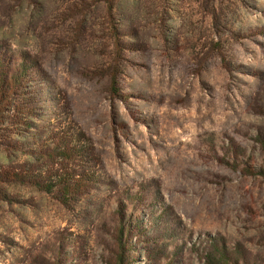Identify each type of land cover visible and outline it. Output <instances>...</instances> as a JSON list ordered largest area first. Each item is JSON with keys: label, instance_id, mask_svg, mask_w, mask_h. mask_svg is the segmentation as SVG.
Listing matches in <instances>:
<instances>
[{"label": "rangeland", "instance_id": "rangeland-1", "mask_svg": "<svg viewBox=\"0 0 264 264\" xmlns=\"http://www.w3.org/2000/svg\"><path fill=\"white\" fill-rule=\"evenodd\" d=\"M108 1L0 0V264H264V0Z\"/></svg>", "mask_w": 264, "mask_h": 264}, {"label": "trees", "instance_id": "trees-1", "mask_svg": "<svg viewBox=\"0 0 264 264\" xmlns=\"http://www.w3.org/2000/svg\"><path fill=\"white\" fill-rule=\"evenodd\" d=\"M108 5H110L108 7V9H113V0H109L108 1ZM111 80H112V84L114 85L116 83V78H117V74L113 73L111 74ZM27 80H25L24 78V74H22V72L16 70V72H12L9 73L8 71L6 73H4L0 79V140H4L7 139V133L6 131H12V129H14V125H11V120L9 121L10 125H8V127L5 125L7 120L10 119L8 118L6 120V115L10 112L13 111V114L16 115H20V114H24V119L23 122L27 121V118L32 117L33 113H35V106L31 107L30 104L32 102H36L37 97H35V95L33 94L32 91H30V88L28 85H26ZM38 96V94H36ZM10 97H12L11 99H9ZM17 98V101H16ZM16 102H20L23 103V107H21L19 104H17ZM29 107H28V106ZM14 122V119H12ZM19 122V120L17 121V123ZM24 124V123H23ZM30 126L27 130L31 129L34 126H37L35 124L34 121H31L30 123H28ZM12 127V128H11ZM27 136H28V132H21V133H17L15 135V137H10L12 140H14L18 146L17 147H29L28 145H30L29 141L27 140ZM38 137V136H37ZM72 140L71 139H62V142H52L50 141L49 143H41L39 146H35L34 144L31 145L30 147L34 146V147H39L37 149H35V152H42L41 148L42 147H55L54 148V154L57 158V161L55 162V169L54 170L53 167L51 169H49V171L54 170L55 174L57 175L58 179L62 177V174L60 173L61 170L65 167H69L67 165L68 161L70 158V152L73 149H76L77 144L75 143V145L72 144ZM2 145H5L6 143H3L1 141ZM73 145V146H72ZM8 146V145H6ZM12 147H16V146H12ZM73 147V148H71ZM49 151V150H47ZM40 159L38 158V161ZM46 163V161H45ZM28 164V163H27ZM26 164V165H27ZM44 164V163H43ZM47 164V163H46ZM25 165V164H24ZM45 166V165H44ZM46 168V166L44 167V169ZM42 169V168H41ZM69 169V168H68ZM48 170L45 169V171ZM48 171V172H49ZM29 172L31 173V168H29L28 166L23 167H19V166H11L10 170H6L3 173L0 172V180H6L9 181V175H11V177L16 181H21V182H25V181H31V182H35V185L41 186V177H42V172L41 170L38 171L36 178L32 177L31 175H29ZM47 172V171H46ZM38 178V180H37ZM33 180V181H32ZM56 186L55 183L50 184V186H46V187H40L45 191L51 192L53 190V188ZM66 192L68 190V187H66ZM217 254H219V256L216 257H208V261L212 264H222V263H227L228 259L226 258V254L223 251H220V249L216 250Z\"/></svg>", "mask_w": 264, "mask_h": 264}]
</instances>
